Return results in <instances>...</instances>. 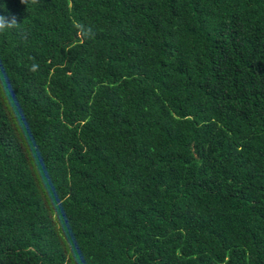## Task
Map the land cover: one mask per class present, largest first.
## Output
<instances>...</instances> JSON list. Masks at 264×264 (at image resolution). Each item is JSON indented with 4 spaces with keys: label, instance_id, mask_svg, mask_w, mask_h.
<instances>
[{
    "label": "trees",
    "instance_id": "trees-1",
    "mask_svg": "<svg viewBox=\"0 0 264 264\" xmlns=\"http://www.w3.org/2000/svg\"><path fill=\"white\" fill-rule=\"evenodd\" d=\"M26 2L0 264H264V0Z\"/></svg>",
    "mask_w": 264,
    "mask_h": 264
},
{
    "label": "clouds",
    "instance_id": "clouds-1",
    "mask_svg": "<svg viewBox=\"0 0 264 264\" xmlns=\"http://www.w3.org/2000/svg\"><path fill=\"white\" fill-rule=\"evenodd\" d=\"M21 4L26 5V0H20ZM0 34L7 33L11 29H15L19 26L17 15L7 8L6 4H0ZM36 65L32 66V70H35ZM12 88L8 83V80L4 76H0V93L7 95L9 100L12 98Z\"/></svg>",
    "mask_w": 264,
    "mask_h": 264
}]
</instances>
